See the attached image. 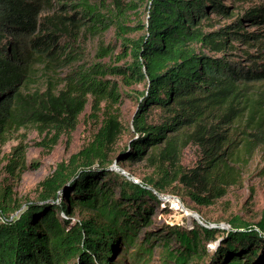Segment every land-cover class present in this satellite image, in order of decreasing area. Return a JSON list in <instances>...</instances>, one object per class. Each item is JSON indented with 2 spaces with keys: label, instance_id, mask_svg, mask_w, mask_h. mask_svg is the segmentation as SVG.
Segmentation results:
<instances>
[{
  "label": "trees",
  "instance_id": "1",
  "mask_svg": "<svg viewBox=\"0 0 264 264\" xmlns=\"http://www.w3.org/2000/svg\"><path fill=\"white\" fill-rule=\"evenodd\" d=\"M63 1L70 3L77 17L90 22L91 33L106 30L111 23L118 33L129 29L90 0ZM142 1L147 13L144 33L122 42L119 60H127L124 65L77 67L63 79L65 87L58 93L49 89L32 94L28 88L38 76L35 71L43 67L52 72L72 62V51L59 42L66 35V23L72 21L75 27L77 19L57 14L42 18L47 0H0V138L26 126L73 130L88 95L110 105L121 100L122 89L108 78L116 75L124 85L144 86L132 120L136 138L125 150L128 158L146 160L155 172L147 179L152 187L146 188L110 170V155L124 126L118 116L108 113L94 138L38 184L36 201L24 210L19 203L0 207V264H111L128 245L145 198L162 205L155 191L161 194L179 184L195 204L212 206L235 184L233 169L241 155L250 156L264 144V53L260 64L251 61L254 64L246 67L203 51L209 47L225 52L232 48L230 40L251 36H261V49L264 33L239 32L242 17L212 34L203 32L205 0ZM245 18L264 25V6L252 7ZM104 51L110 53L106 47ZM253 57L247 55L249 60ZM154 110L162 112L155 122ZM211 114L219 121L207 127L204 120ZM229 122L244 130L240 145L233 130L225 134L219 129ZM191 142L199 146L200 157L197 166L186 172L180 155ZM77 208L92 216L73 220ZM167 208L161 209L164 214L171 212ZM151 209L145 208L144 222ZM229 223L236 225L235 219ZM205 224L207 220L203 225L196 222L182 244L192 245L199 260L197 244L206 251V242L215 241L218 231ZM253 226L264 237V214L257 224L246 223L244 232L228 233L226 246L219 248L212 264H264V238L255 239L259 234L253 236ZM138 254L139 249L134 259Z\"/></svg>",
  "mask_w": 264,
  "mask_h": 264
},
{
  "label": "rangeland",
  "instance_id": "2",
  "mask_svg": "<svg viewBox=\"0 0 264 264\" xmlns=\"http://www.w3.org/2000/svg\"><path fill=\"white\" fill-rule=\"evenodd\" d=\"M90 1L103 14L129 27L127 33H118V27L114 23L109 24L106 30L91 33L88 28L90 22L77 17L69 2L47 0L43 5L42 18L57 14L59 17L77 19L75 27H72V21L66 23V35L59 42L60 46L65 45L68 48L67 51H72V62L57 67L52 72L40 67L35 71L38 76L28 88L32 94L39 91L44 93L49 89L58 93L65 87L63 79L77 67L87 69L96 63L112 66H122L126 63L127 60H119L122 42L124 39H138L144 33L142 27L146 21V3L142 0ZM212 1L215 4L213 7L207 0L204 1L208 10L200 18L203 32L212 34L242 17L243 28L239 32L256 35L264 33L262 22H250L245 18L252 7L264 6V0ZM219 7L222 9L219 10ZM213 38L219 39L216 35H213ZM260 40H263L261 36H251L244 41L233 39L230 40L232 48L225 52H216L209 47L203 48V51L210 56L225 58L232 63L250 67L254 61L256 64L261 63L260 56L264 53V46L262 50L259 48ZM105 47L109 54L105 53ZM247 55L254 57L249 60ZM108 78L115 80L122 89L124 95L121 100L117 104L110 105L106 101L88 95L73 130L52 128L42 130L34 126H26L0 138V207L19 203L22 204L21 210H24L27 203L36 201L39 194L38 184L51 175L61 163L67 164L72 155L94 138L108 113L118 116L124 126V132L110 155L112 161L110 170L120 173L135 184H144L146 188L152 187L147 184V179L154 175L153 168L146 160L136 161L128 158L125 150L136 138L132 130V120L139 107L136 100L138 93L144 89V86L138 83L124 85L122 77L116 75ZM160 115H162L161 111L154 110L153 122ZM216 117V114L207 116L204 124L207 127L218 124L219 120ZM235 125L232 126L229 122L219 129L225 134L233 130V139L235 138L239 143L244 130L236 128ZM199 157V146L191 142L181 152L180 165L186 172L190 171L197 166ZM233 176L235 184L228 189L226 196L216 200L209 207L195 204L187 195L186 189L179 184L167 187L161 194L155 191L161 198L162 205L157 206L155 201L145 198L142 207L137 209L139 219L132 226L133 235L128 245L114 256L115 261L111 264H212L213 258L219 253V248L226 246L228 233L244 232L246 223L257 224L264 214V144L258 146L250 156L241 155L239 162L234 166ZM115 192L117 195L120 193L118 186L115 187ZM172 202H176L177 208ZM148 206L152 209L148 215L146 214V222H144V210ZM166 207H169L167 211H171L169 214H164L161 210ZM91 216L90 213L77 208L73 220H85ZM212 217L213 221H211ZM231 219H235L236 225H230ZM206 220V226L218 227V231L215 241L206 242V251L201 243L197 244L199 253L202 254V260H199L196 257L198 252L191 250L192 245L182 246V244L185 243V238H189V232L195 228V223L203 225ZM177 228L183 231L178 233ZM251 232L253 236L259 234L255 239L264 238L263 232L257 226L251 227ZM138 249L139 254L134 259ZM186 251L191 252L185 260L180 259Z\"/></svg>",
  "mask_w": 264,
  "mask_h": 264
},
{
  "label": "bare ground",
  "instance_id": "3",
  "mask_svg": "<svg viewBox=\"0 0 264 264\" xmlns=\"http://www.w3.org/2000/svg\"><path fill=\"white\" fill-rule=\"evenodd\" d=\"M172 204H174V205H175L174 207H176V208H177V204H176V202H172Z\"/></svg>",
  "mask_w": 264,
  "mask_h": 264
},
{
  "label": "water",
  "instance_id": "4",
  "mask_svg": "<svg viewBox=\"0 0 264 264\" xmlns=\"http://www.w3.org/2000/svg\"><path fill=\"white\" fill-rule=\"evenodd\" d=\"M214 228H218V227H214Z\"/></svg>",
  "mask_w": 264,
  "mask_h": 264
}]
</instances>
